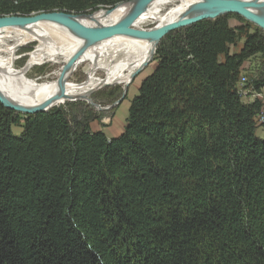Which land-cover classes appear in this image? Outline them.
Returning <instances> with one entry per match:
<instances>
[{"label":"trees","instance_id":"trees-1","mask_svg":"<svg viewBox=\"0 0 264 264\" xmlns=\"http://www.w3.org/2000/svg\"><path fill=\"white\" fill-rule=\"evenodd\" d=\"M130 1L0 0V18ZM253 59L264 32L237 15L170 33L112 139L82 103L0 104V264H264L262 105L237 87Z\"/></svg>","mask_w":264,"mask_h":264},{"label":"bare ground","instance_id":"bare-ground-1","mask_svg":"<svg viewBox=\"0 0 264 264\" xmlns=\"http://www.w3.org/2000/svg\"><path fill=\"white\" fill-rule=\"evenodd\" d=\"M134 4V1L124 3L112 11H100L80 17L76 21L87 27L113 26L131 12ZM202 4V0H156L135 22L133 29H160L190 17ZM71 30L65 22L57 20L35 23L25 28L7 27L0 30V92L6 99L34 109L45 106L52 97L61 92L57 81L37 82L29 78L30 71L38 65L52 63L62 66L63 70L77 58L66 74L67 95L46 107L55 109L77 100L87 101L85 99L102 88L127 86L132 77L153 61L157 46L154 40L121 35L85 49V41ZM32 42H39V45L28 56L26 65L21 69L16 68L20 47L28 46ZM86 64V82H69L73 73ZM100 72L103 76L99 75Z\"/></svg>","mask_w":264,"mask_h":264},{"label":"water","instance_id":"water-1","mask_svg":"<svg viewBox=\"0 0 264 264\" xmlns=\"http://www.w3.org/2000/svg\"><path fill=\"white\" fill-rule=\"evenodd\" d=\"M135 2L134 7L131 12L116 25L108 27H87L79 24L76 19L83 17L81 15H75L72 13L65 12H53V13H44L37 16L30 17H15L8 16L0 18V30L7 27H20L25 28L28 25L47 22L48 20H57L65 22L70 26V30L78 38L85 41V49L100 43L106 39L114 38L117 36H128L138 39H151L154 40L157 44L159 43L170 33L180 30L183 28L190 27L198 22L205 20H216L222 16L228 14L238 15L249 22L257 25L260 29L264 31V0L262 2H253V1H242V0H202L203 4L195 11L190 17L184 18L180 21L167 25L157 30H135L133 25L135 22L148 10L150 5L156 0H132ZM260 1V0H259ZM130 2V3H131ZM156 46V49H157ZM156 53V50H155ZM77 60L75 58L65 69L62 70L57 84L60 88V93L52 97L45 106L39 108H27L14 104L13 102L6 99L3 94L0 92V104L5 108L17 112L22 116L34 115L37 113L49 112L52 109H47L53 101L58 100L62 97H65L66 94V76L69 67ZM140 71L136 74L138 75ZM127 91V89H126Z\"/></svg>","mask_w":264,"mask_h":264},{"label":"rangeland","instance_id":"rangeland-1","mask_svg":"<svg viewBox=\"0 0 264 264\" xmlns=\"http://www.w3.org/2000/svg\"><path fill=\"white\" fill-rule=\"evenodd\" d=\"M242 1H250V0H242ZM251 1L258 2L259 0H251ZM119 5L121 4H118L117 6ZM116 7L111 8V9L100 8L99 10L92 12V13L77 14V15L88 16V15H93L95 13H98L100 11L109 12L115 9ZM40 14H44V13H40ZM40 14H32L31 16H37ZM228 15L236 16L234 14H228ZM244 20L247 21L246 19ZM247 23L252 25L253 30L256 28H259L257 25L253 24L252 22L247 21ZM230 25L231 27L236 28L238 26L243 25V22L238 20L236 17H233L230 19ZM260 30L263 31L262 29ZM243 44H244V39L241 40L237 46L232 47L231 52L239 53L243 47ZM38 45H39V42H32L28 46L20 47L21 49L17 52L18 59L15 62L16 68L21 69L26 65L29 59L28 56L30 55V53H32L36 49ZM155 67H156V63L152 61L138 75H135L134 77H132V80L129 85L127 86L115 85V86H109L106 88H102L101 90L92 94V96H89L88 99H85L87 101L77 100L76 102H73V103L85 104L89 108L90 112L95 116L96 120L93 121L91 124V128L93 131L103 130L105 133L109 134L110 127L112 129L122 130L123 129L122 123H124L123 119H126V115L128 114V110H129L132 99L138 94V90H139L141 82L153 72ZM87 68H88L87 64L81 66L77 72L73 73L69 82H72L75 84L85 83L87 80V76H88ZM61 72H62V66L54 65L52 63H46V64H42V65H38L34 67L32 71H30L28 76L30 79H35L37 82H52V81L55 82L59 79ZM259 74H264V60L253 59L251 62L245 63L242 69L241 79L237 86L239 89V93L241 89H245V88L254 89L249 83V80L251 78H257ZM99 75L103 76L101 72L99 73ZM243 79H246V81L243 82ZM117 90H118V94L116 95ZM254 90H257V89H254ZM257 91H262L261 98L264 100V89L257 90ZM240 95L242 97V100L245 103H250L251 99L249 96L243 97L241 93ZM256 101L260 102L259 100H252L251 103L256 102ZM73 103L70 102L68 104L71 105ZM68 104L63 106L64 107L63 109H65L66 111H68L69 109ZM257 124L259 126L257 135L260 138H264V125L261 126L258 123V119H257ZM12 130L15 135H20V133L22 132L21 127H13Z\"/></svg>","mask_w":264,"mask_h":264},{"label":"built area","instance_id":"built-area-1","mask_svg":"<svg viewBox=\"0 0 264 264\" xmlns=\"http://www.w3.org/2000/svg\"><path fill=\"white\" fill-rule=\"evenodd\" d=\"M245 81H246V79H243V82H245ZM262 91H257V90H254L252 88H245V89L240 90V93L242 94L243 97L249 96L251 100H259L262 103V110H261L259 117H258V123L261 126L264 125V100L261 98L262 97V94H261Z\"/></svg>","mask_w":264,"mask_h":264},{"label":"crops","instance_id":"crops-1","mask_svg":"<svg viewBox=\"0 0 264 264\" xmlns=\"http://www.w3.org/2000/svg\"><path fill=\"white\" fill-rule=\"evenodd\" d=\"M252 100H250L251 103ZM116 116V115H115ZM128 114L126 115V119H123L124 123H122L123 125V129L122 130H118V129H112L111 127L109 128V134L105 133L103 130H99V131H103L105 135H107V137L110 139L118 137L119 135L122 134V132L125 129L126 126V120H127ZM113 127V126H112Z\"/></svg>","mask_w":264,"mask_h":264},{"label":"flooded vegetation","instance_id":"flooded-vegetation-1","mask_svg":"<svg viewBox=\"0 0 264 264\" xmlns=\"http://www.w3.org/2000/svg\"><path fill=\"white\" fill-rule=\"evenodd\" d=\"M114 94V93H113ZM118 93H116V95H117ZM115 95V94H114Z\"/></svg>","mask_w":264,"mask_h":264}]
</instances>
